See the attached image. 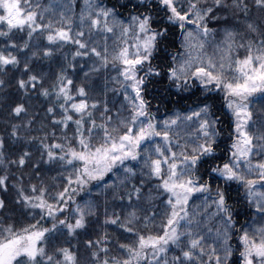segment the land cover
<instances>
[{"label":"snow or ice","instance_id":"snow-or-ice-1","mask_svg":"<svg viewBox=\"0 0 264 264\" xmlns=\"http://www.w3.org/2000/svg\"><path fill=\"white\" fill-rule=\"evenodd\" d=\"M0 264H264V0H0Z\"/></svg>","mask_w":264,"mask_h":264},{"label":"trees","instance_id":"trees-1","mask_svg":"<svg viewBox=\"0 0 264 264\" xmlns=\"http://www.w3.org/2000/svg\"><path fill=\"white\" fill-rule=\"evenodd\" d=\"M106 2H107V0H106ZM173 99H175V96L173 97ZM187 101H181V105H183V106H187ZM170 107H171V104L169 105ZM179 107H180V105H177V110H179Z\"/></svg>","mask_w":264,"mask_h":264}]
</instances>
